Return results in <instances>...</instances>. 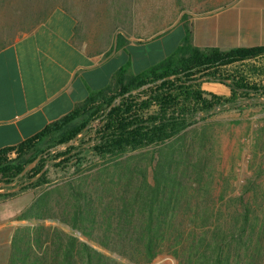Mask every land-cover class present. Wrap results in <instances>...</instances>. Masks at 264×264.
I'll return each mask as SVG.
<instances>
[{"label": "trees", "instance_id": "obj_1", "mask_svg": "<svg viewBox=\"0 0 264 264\" xmlns=\"http://www.w3.org/2000/svg\"><path fill=\"white\" fill-rule=\"evenodd\" d=\"M21 1L0 0V8L9 3L21 15L14 23L27 24L21 35L57 7L55 0H39L35 7ZM187 18L183 13L179 20L187 34L165 58L139 73L129 59L110 84L90 92L69 114L0 150V183L5 184L41 156L20 178L18 190L0 193L1 202L42 190L16 219L54 218L52 191L46 189L55 175L74 167L84 182L71 184L73 202L58 219L105 250L135 264H152L163 255L177 264H264V185L233 195L229 181L217 179L209 123L227 104L234 109L264 105L259 100L237 105L264 98V83L255 79L264 46L200 48ZM117 41L127 42L120 34ZM245 63L252 67L231 68ZM206 81L219 82L228 92L208 91ZM93 167L99 169L89 173ZM7 264L124 263L59 227L39 224L15 229Z\"/></svg>", "mask_w": 264, "mask_h": 264}, {"label": "crops", "instance_id": "obj_2", "mask_svg": "<svg viewBox=\"0 0 264 264\" xmlns=\"http://www.w3.org/2000/svg\"><path fill=\"white\" fill-rule=\"evenodd\" d=\"M95 2L78 6L79 15L57 8L0 48V150L19 145L69 114L90 92L110 84L129 59L133 72L139 73L173 52L187 34L179 19L155 38L134 40L124 35L120 18H113L111 1ZM187 24L200 48L262 47L264 0H220ZM119 34L127 40L122 46ZM204 88L228 92L219 82L206 81ZM17 214L0 219V264L8 262L18 226L10 220Z\"/></svg>", "mask_w": 264, "mask_h": 264}, {"label": "rangeland", "instance_id": "obj_3", "mask_svg": "<svg viewBox=\"0 0 264 264\" xmlns=\"http://www.w3.org/2000/svg\"><path fill=\"white\" fill-rule=\"evenodd\" d=\"M24 1L27 2V0H22V6ZM95 1H111L113 4V18H120L124 35L127 34L129 38L132 37L134 40L137 37L145 40L147 38H155V34L175 23L181 18L183 13L188 14L186 20L188 23L194 14L204 12L220 2V0H55L53 4H56L55 7H57L53 12L57 8L63 7L75 13V15H79L82 10L78 9V6L96 3ZM29 2H33L30 3L32 6L36 3L39 4V0L35 2L34 0H29ZM2 6L0 8V43L21 36L20 31L22 27H26L27 25L23 21L14 23V21L21 17L18 13L15 14V7L11 9L9 3H3ZM5 6L9 7L11 11L10 9H6ZM17 12L21 13L18 9ZM9 24H13L14 28L7 29ZM257 65L261 71L255 75V79L264 83V57L257 62ZM251 67V63L233 64L231 66V68L240 69ZM209 123L213 144L212 162L215 166L217 179L220 182L228 180L230 183L228 189H232L230 193L233 195H238L242 191H245L246 187L251 192V190L255 191L257 186L264 185V105H252L241 109L226 107V109L217 111V114L210 119ZM85 154L90 155V152H86ZM98 169L99 167H93L88 172L95 173ZM55 176L56 179L52 185L46 189L52 191L51 205L55 213L54 218L16 219L19 213L42 191L40 189H30L15 198L9 199L15 200L1 203L0 219L9 218L18 212L10 220L14 221L18 225L17 227H33L39 224H44L49 227H59L64 232L88 242L90 245L124 264H135L111 251L105 250L94 240L86 238L81 232L59 221V216L66 214L65 204L68 201L73 202L70 196V187L72 185L81 186L84 178L80 173H75L74 167H70L67 173L59 172ZM107 181V188L110 190L111 183L109 179ZM22 183L19 178L14 185L7 186L5 189H9V187H21ZM108 189L107 193H109ZM0 246H3V240L0 241ZM164 262L177 264L176 260L168 255L157 258L152 264H163Z\"/></svg>", "mask_w": 264, "mask_h": 264}, {"label": "water", "instance_id": "obj_4", "mask_svg": "<svg viewBox=\"0 0 264 264\" xmlns=\"http://www.w3.org/2000/svg\"><path fill=\"white\" fill-rule=\"evenodd\" d=\"M119 100V98H117L114 103H116L117 101ZM264 101V98H261V99H256V98H249V99H246V100H243L242 102H239L237 105L239 104H245V103H252V102H255V101ZM113 103V104H114ZM227 107L230 106V104H227L226 105ZM220 108L218 107L217 109H214L212 110V112H215L216 110H219ZM71 143L73 142H69L67 143L66 145H70ZM65 146L62 145V146H59L58 149H61V148H64ZM41 156H39L38 158H36L32 163H30L17 177L16 179L12 182V183H9V184H5L4 182L0 183V193L2 192H6V191H15V190H18L20 188L19 187H13L12 189H5L7 186H11V185H14V183L16 182V180H18L19 178L23 177L28 171H30L36 164L37 162L39 161Z\"/></svg>", "mask_w": 264, "mask_h": 264}, {"label": "built area", "instance_id": "obj_5", "mask_svg": "<svg viewBox=\"0 0 264 264\" xmlns=\"http://www.w3.org/2000/svg\"><path fill=\"white\" fill-rule=\"evenodd\" d=\"M12 156H15V152H12V154H11Z\"/></svg>", "mask_w": 264, "mask_h": 264}]
</instances>
